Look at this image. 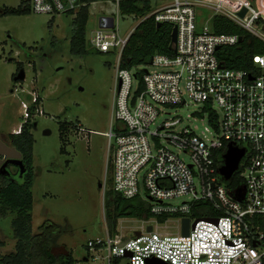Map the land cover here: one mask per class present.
I'll return each instance as SVG.
<instances>
[{"label": "built area", "instance_id": "built-area-1", "mask_svg": "<svg viewBox=\"0 0 264 264\" xmlns=\"http://www.w3.org/2000/svg\"><path fill=\"white\" fill-rule=\"evenodd\" d=\"M106 1L112 10L100 17L89 44L100 53L117 54L110 130L104 135L113 190L124 199L143 194L151 217L136 219L142 225L130 235L106 226L105 238L87 242V257L99 264H264V55L253 57L256 75L225 68L217 48L236 45L239 36L199 27L194 9L209 6L264 42V0H169L152 9L141 21L153 16L157 24L175 27V51L154 55L147 66L155 70H143L141 81L120 66L134 29L122 38L120 0ZM86 5L84 0H29L32 12L51 17L76 16ZM186 98L198 106L193 119L206 120L203 131L181 118L151 129L163 107L186 106ZM229 147L245 150L237 171L243 199L236 198L241 188H228L219 173ZM183 197L179 204L169 202ZM200 203L208 204L213 218L193 216ZM171 218L178 224L175 234L163 231ZM184 218L189 219L187 236L182 235Z\"/></svg>", "mask_w": 264, "mask_h": 264}, {"label": "rangeland", "instance_id": "rangeland-1", "mask_svg": "<svg viewBox=\"0 0 264 264\" xmlns=\"http://www.w3.org/2000/svg\"><path fill=\"white\" fill-rule=\"evenodd\" d=\"M26 1L0 0V140L11 147L9 135L14 130L21 131L25 123L34 139L32 235L50 221L59 227L56 245L51 248L54 254L72 252L75 264H99L87 257L86 245L106 237L104 191L113 184L108 138L104 135L110 130L117 54L100 53L91 46L86 55L72 54L75 15L71 13L54 17L31 10L25 15L2 14ZM148 1L152 9L170 2ZM112 7L103 0L91 2L87 42L98 29L100 17ZM194 9L198 26L213 30L214 17L220 14L209 6L197 5ZM140 21L133 16L119 17L120 36L125 38ZM143 70L155 68H131L133 73ZM135 85L134 82V88ZM186 100V106L163 107L151 129L164 120L181 118L183 124L191 123L203 131L206 120H194L192 114L198 106ZM180 156L189 163L187 155ZM240 192L243 199L244 188ZM185 199L169 202L179 204ZM11 219L8 216L0 220V256L14 251L16 246L9 235ZM141 225L140 220L123 218L117 230L130 235ZM165 225L168 229L163 231L177 232L175 219H168ZM158 227L163 232L162 226Z\"/></svg>", "mask_w": 264, "mask_h": 264}, {"label": "trees", "instance_id": "trees-1", "mask_svg": "<svg viewBox=\"0 0 264 264\" xmlns=\"http://www.w3.org/2000/svg\"><path fill=\"white\" fill-rule=\"evenodd\" d=\"M101 0H84L85 7L79 9L74 17V30L70 40V52L83 56L89 52L90 45L86 41V25L89 20V5ZM106 1V0H103ZM119 10L122 16L135 15L143 18L152 7L148 0H120ZM30 11L28 0L17 9L4 10L3 15H25ZM213 31L217 34H236L242 41L234 46H222L216 51L218 61L225 68L242 69L253 75L259 73L255 68L253 57L264 55V42L253 36L226 16L214 17ZM172 26L167 23L158 24L153 16L141 21L130 35L123 50L121 68L131 69L135 66H147L156 54L173 56L170 48ZM141 81L142 71L136 73ZM26 124V123H25ZM17 134H10L9 139L13 148L21 153L24 174L18 181H11L0 175V220L11 216L10 237L16 241L14 251L0 256V264H75L72 252L54 254L52 247L56 245L59 236L58 225L46 221L36 235H32L31 217L33 210L32 187L34 139L26 125ZM228 188H242L240 172H235L226 182ZM105 220L108 230L116 231L120 219H149L148 203L139 197L124 199L113 188L104 191ZM206 203H200L193 211L194 217L205 216L213 218L214 213ZM161 221L164 218H160Z\"/></svg>", "mask_w": 264, "mask_h": 264}, {"label": "water", "instance_id": "water-1", "mask_svg": "<svg viewBox=\"0 0 264 264\" xmlns=\"http://www.w3.org/2000/svg\"><path fill=\"white\" fill-rule=\"evenodd\" d=\"M245 11H242L240 13V16H244ZM160 23L158 24V26ZM242 41V38L239 37V42ZM176 42V28L174 27L171 34V45L170 48L174 52V43ZM219 49V48H217ZM20 78L22 79L23 76L20 75ZM47 134H49L47 132ZM245 153L244 149H236L234 147H229L226 151V153L223 155L224 163L220 167L219 173L224 181H229L233 174L238 171L239 163ZM7 160H18L21 159V153H19L15 148L7 146L4 142L0 140V166L3 163V161ZM1 174L9 175V172L5 169V166H1ZM101 187V185H99ZM241 189L236 192V198L241 199ZM195 223L193 224V226ZM148 231H151V227H148ZM189 233V219L184 218L182 220V235L187 236ZM136 235H139V232L135 233ZM149 264H165L159 260H151Z\"/></svg>", "mask_w": 264, "mask_h": 264}, {"label": "flooded vegetation", "instance_id": "flooded-vegetation-1", "mask_svg": "<svg viewBox=\"0 0 264 264\" xmlns=\"http://www.w3.org/2000/svg\"><path fill=\"white\" fill-rule=\"evenodd\" d=\"M3 165L5 166V169L9 172V175L1 174L0 172L1 176H5L11 181H18L22 178L25 169L21 161L5 159L3 163L1 164V166ZM1 166H0V169H1Z\"/></svg>", "mask_w": 264, "mask_h": 264}, {"label": "crops", "instance_id": "crops-1", "mask_svg": "<svg viewBox=\"0 0 264 264\" xmlns=\"http://www.w3.org/2000/svg\"><path fill=\"white\" fill-rule=\"evenodd\" d=\"M17 130H14V132H16Z\"/></svg>", "mask_w": 264, "mask_h": 264}]
</instances>
